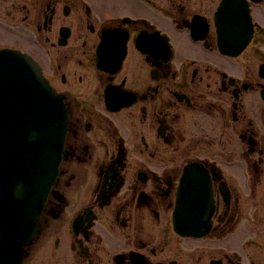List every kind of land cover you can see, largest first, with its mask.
Returning <instances> with one entry per match:
<instances>
[{"label":"flooded vegetation","instance_id":"af4514ba","mask_svg":"<svg viewBox=\"0 0 264 264\" xmlns=\"http://www.w3.org/2000/svg\"><path fill=\"white\" fill-rule=\"evenodd\" d=\"M117 1L0 0V50L69 118L21 264H264V0L226 9L224 52L214 0Z\"/></svg>","mask_w":264,"mask_h":264},{"label":"water","instance_id":"95a60500","mask_svg":"<svg viewBox=\"0 0 264 264\" xmlns=\"http://www.w3.org/2000/svg\"><path fill=\"white\" fill-rule=\"evenodd\" d=\"M66 123L63 101L39 64L19 51H0V264L20 263L38 233Z\"/></svg>","mask_w":264,"mask_h":264},{"label":"rangeland","instance_id":"374dc122","mask_svg":"<svg viewBox=\"0 0 264 264\" xmlns=\"http://www.w3.org/2000/svg\"><path fill=\"white\" fill-rule=\"evenodd\" d=\"M117 2V4H121L120 2H118L117 0H115ZM121 1V0H120ZM124 0H122L121 2H123ZM219 0H214V4H217ZM127 9V8H126ZM47 259H43L41 261H39L38 264H47Z\"/></svg>","mask_w":264,"mask_h":264}]
</instances>
